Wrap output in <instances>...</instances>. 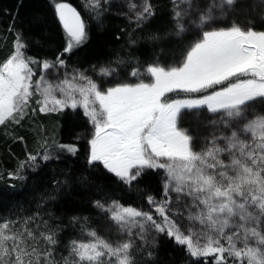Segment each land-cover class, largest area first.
<instances>
[{
  "label": "snow or ice",
  "instance_id": "snow-or-ice-1",
  "mask_svg": "<svg viewBox=\"0 0 264 264\" xmlns=\"http://www.w3.org/2000/svg\"><path fill=\"white\" fill-rule=\"evenodd\" d=\"M47 5L64 43L55 58L32 54L46 18L37 14L26 30L21 0L7 28L12 48L0 59V126L82 110L75 141L86 144L62 143L41 128L36 151L7 175L33 190L54 183L44 204L94 190L100 198L91 203L112 234L71 212L57 223L40 204L31 214L10 211L0 216V264H168L162 234L181 248L184 264H264V0H129L119 13L135 25L126 30L128 51L91 64L95 79L89 69L68 71L91 21L66 0ZM84 8L102 29L111 0H85ZM157 16L161 25L150 27ZM142 44L150 46L144 57ZM81 152L78 174L66 166L62 180L41 175V162ZM101 169L155 214L113 199L94 178Z\"/></svg>",
  "mask_w": 264,
  "mask_h": 264
},
{
  "label": "trees",
  "instance_id": "trees-1",
  "mask_svg": "<svg viewBox=\"0 0 264 264\" xmlns=\"http://www.w3.org/2000/svg\"><path fill=\"white\" fill-rule=\"evenodd\" d=\"M127 1L129 2V0H111V10L106 14L105 25L101 29L96 26L95 20L89 16L88 11L84 8L85 0H66L81 12L82 17L91 21L90 38L84 45L75 50L69 60L68 71L74 67L89 69L91 64H98L106 59L114 58L117 54L126 55L128 51L125 46L126 30L135 27L134 24L129 25L126 17L119 15V13L128 11L124 5ZM135 2L137 3L138 0ZM156 2L163 4L164 0H156ZM20 3L21 0H0V59L4 58L12 48L13 35L7 31V28L12 22L11 17L17 16L16 9ZM37 14L46 18V27H44V35L41 37L42 44L37 45L33 42L31 53L40 57L55 58L58 54L57 49H60L64 43V32L58 21L53 20L47 0H22L18 23L27 30ZM162 20V16H157L149 26L152 28L159 27ZM39 32L40 29H37V34ZM149 47L148 44H142L137 54L142 57L147 56ZM133 51L137 50L133 49ZM87 74L93 76L94 79L96 78L90 69ZM65 111L70 112L68 109ZM80 112V116L70 113L66 117L59 114H38L34 120H25L20 126L9 125L8 129L0 126V216L8 215L10 211H16L21 215L31 214L37 211V204H40L42 213L51 212L54 213L55 217L60 218L56 220L57 223L61 221L66 223L68 220L66 213L71 212L72 214L90 217L93 225L99 228L102 235L112 234L107 232V228L111 224L109 220L91 203L93 199L100 198V194L94 190H81L79 195L72 198L58 199L44 204L41 196L51 193L55 187L54 183L45 181L33 190L31 187H25L23 180L7 175L8 171L16 168L18 159H24L27 151H36L39 146L37 133L41 128H45L48 134L55 133V138L62 143L78 142L83 148L86 144L85 140L75 141L76 134L85 127L82 111L80 110ZM17 136L24 137V140L16 139ZM66 166H70L78 174L84 167L83 153L81 152L79 159L75 156H69L63 163L61 161L41 162V175L58 177L62 180L64 177L60 169ZM26 174L31 177L32 170L28 169ZM94 178L103 185L104 190L110 193L113 199H120L126 205L128 203H132L133 206L144 204L147 208L146 198L141 200L139 195L130 189L122 191L118 178L107 173L106 170L101 169ZM12 185L15 187L13 188ZM28 185H31V178L28 180ZM160 190L162 191V186H160ZM147 210H151L155 214L153 208H147ZM44 218L47 219L48 217L45 216ZM159 239L160 255L168 264H184V261L180 259L183 254L181 248L163 234Z\"/></svg>",
  "mask_w": 264,
  "mask_h": 264
},
{
  "label": "rangeland",
  "instance_id": "rangeland-1",
  "mask_svg": "<svg viewBox=\"0 0 264 264\" xmlns=\"http://www.w3.org/2000/svg\"><path fill=\"white\" fill-rule=\"evenodd\" d=\"M119 1V0H118ZM123 1H125V0H123ZM141 1H139L138 0V4L140 3ZM127 4H128V1H127V3H125L124 5H126V8H127ZM128 9V8H127ZM56 77L55 76H53L52 77V79H55ZM60 78H63V70H61V73H60ZM82 111V110H81ZM114 175V174H113ZM153 210H154V212H155V209L153 208ZM156 215H158V214H156ZM109 222L111 223V221L109 220ZM185 223H186V221H185Z\"/></svg>",
  "mask_w": 264,
  "mask_h": 264
}]
</instances>
